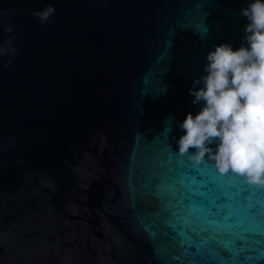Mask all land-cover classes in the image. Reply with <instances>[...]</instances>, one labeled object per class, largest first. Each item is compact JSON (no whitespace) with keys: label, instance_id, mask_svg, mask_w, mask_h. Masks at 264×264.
<instances>
[{"label":"water","instance_id":"95a60500","mask_svg":"<svg viewBox=\"0 0 264 264\" xmlns=\"http://www.w3.org/2000/svg\"><path fill=\"white\" fill-rule=\"evenodd\" d=\"M199 2L0 0V264L230 259L181 235L196 238L174 215L177 193L159 196L178 178L144 191L164 171L150 163L154 146L197 163L176 152V122L200 107L188 89L210 48L242 42L247 0ZM49 6L46 20L34 14ZM202 17L206 33L197 31ZM177 18L189 30L158 65ZM199 163L216 167L207 156ZM242 255L264 261L259 250Z\"/></svg>","mask_w":264,"mask_h":264},{"label":"clouds","instance_id":"9594fccd","mask_svg":"<svg viewBox=\"0 0 264 264\" xmlns=\"http://www.w3.org/2000/svg\"><path fill=\"white\" fill-rule=\"evenodd\" d=\"M53 11L34 14L44 21ZM239 14L246 19L240 45L210 48L188 89L200 107L176 122V152L197 163L207 156L220 172L264 188V0H247Z\"/></svg>","mask_w":264,"mask_h":264},{"label":"snow or ice","instance_id":"6c2138e0","mask_svg":"<svg viewBox=\"0 0 264 264\" xmlns=\"http://www.w3.org/2000/svg\"><path fill=\"white\" fill-rule=\"evenodd\" d=\"M165 2L182 6L185 0ZM199 6L203 8L204 0H200ZM188 30V26L178 18L168 28V40L164 51L157 58L158 65L167 67L166 61L170 59L169 50L174 37L179 31ZM197 31H208L203 17ZM148 94L146 89L141 93L142 96ZM142 114L140 109L139 115ZM149 155L150 163L154 167L163 165L164 171H157L155 177L144 185V191L155 195L154 181L161 177H167L170 181L178 178V183L165 186L159 196L167 200L169 192L177 193L174 215L178 221L188 224L196 237L193 239L181 231L188 243L197 248H204L210 243L217 244L230 254V259L222 260L220 264H248L258 258L242 254L258 250L261 258H264V188L253 186L242 176L232 175L231 172L222 173L217 167L177 160L172 150L163 145L154 146ZM189 215L193 216L194 223L186 219ZM216 254L219 255V252Z\"/></svg>","mask_w":264,"mask_h":264}]
</instances>
